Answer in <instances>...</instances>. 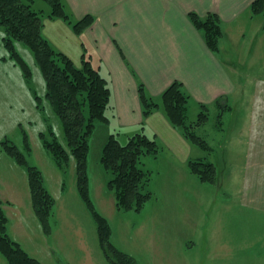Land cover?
<instances>
[{
	"label": "crops",
	"instance_id": "obj_1",
	"mask_svg": "<svg viewBox=\"0 0 264 264\" xmlns=\"http://www.w3.org/2000/svg\"><path fill=\"white\" fill-rule=\"evenodd\" d=\"M251 1L63 0L73 19L94 16L80 35L61 19L43 20V36L55 49L76 65L88 58L107 80L113 108L108 123L114 117L127 136L144 131L158 142L159 154L142 161L151 177L153 165L160 161L184 176L183 218L191 220L188 227L197 237L195 244L185 243L193 250L198 240L207 261L186 264H233L243 259L264 264V29L262 14L250 10ZM190 11L219 15L223 35L217 51L208 48L203 33L193 26ZM175 80L189 95L187 117L197 116L201 104L208 108V121L195 130L209 150L185 139L161 107L142 117L138 85L160 103L162 91ZM235 155L238 159L230 158ZM190 160L213 163L216 181L201 182L190 172ZM0 197L3 201L2 193ZM11 200L7 203L16 206L13 211L21 212L22 202ZM192 205L199 209L200 222L190 216ZM7 207L3 203L5 213ZM214 207L217 211L210 214ZM9 222L8 218V234L21 245L10 234ZM51 234L52 229L46 236Z\"/></svg>",
	"mask_w": 264,
	"mask_h": 264
},
{
	"label": "rangeland",
	"instance_id": "obj_2",
	"mask_svg": "<svg viewBox=\"0 0 264 264\" xmlns=\"http://www.w3.org/2000/svg\"><path fill=\"white\" fill-rule=\"evenodd\" d=\"M31 6L35 10L48 11L47 4L42 0H33ZM3 35L4 30L0 27V42ZM15 49L28 64L32 75L26 81L20 67L0 46V145L5 141L15 145L24 154L28 165L41 171L43 183L55 199V204L49 219L52 229L50 238L43 233L33 212L25 167L15 163L0 149V194L4 205L12 207H7L5 213L10 221L9 232L32 257L43 264H110L98 246L96 224L77 193L75 158L70 155L68 164L61 169L43 145L41 134L47 140L55 137L67 148L62 122L50 103L44 99L42 109L36 106L35 96L43 97L46 91L41 70L33 52L26 45L15 42ZM112 110L111 107L107 108L106 115L110 116ZM188 116L189 121L196 118ZM110 120V124L96 123L89 137L87 155L89 194L95 208L110 225V241L131 255L138 264L207 262L198 240L193 250V246L185 243L193 241L195 244L196 230L188 227L189 218H183L184 176H180L168 163L160 161L159 165H153L154 173L149 186L153 197L141 210L143 213L115 209L113 192L106 187L110 173L103 169L100 156L111 132L123 145L129 136L125 129L118 127L114 117ZM224 122V127L228 129L227 120ZM205 130L210 132V127L207 126ZM25 138L29 148L26 147ZM240 143L243 146V140ZM230 158L238 159V155ZM62 186L65 192H62ZM73 186L74 191L71 190ZM13 197L22 202L19 203V213L13 211L16 206L9 205ZM191 207L190 216L193 221L200 222L199 209L193 205ZM240 210L246 211L245 208ZM215 211L217 209L214 207L210 214ZM155 213H162V217L155 219ZM253 214L251 211V220L254 219ZM243 226L247 227V224ZM256 262L243 259L233 264H259ZM0 264H8L1 253Z\"/></svg>",
	"mask_w": 264,
	"mask_h": 264
},
{
	"label": "trees",
	"instance_id": "obj_3",
	"mask_svg": "<svg viewBox=\"0 0 264 264\" xmlns=\"http://www.w3.org/2000/svg\"><path fill=\"white\" fill-rule=\"evenodd\" d=\"M33 0H0V27L4 30L2 45L8 52V57L17 64L26 81L31 78V69L15 49V42L26 45L34 55L45 81L46 91L43 97L35 96L37 108L42 109L46 99L54 112L60 118L67 148L55 137L47 140L41 134L44 147L48 150L55 164L64 168L70 155L75 158L76 189L96 224L99 247L110 264H138L128 253L118 249L111 241V228L107 219L102 216L89 194V179L87 175V155L89 137L96 123H108L106 115L110 108V87L107 80L100 74L88 58H82L76 65L67 55L55 49L43 36V20L61 19L65 21L75 34H82L94 22V16L84 15L73 19L63 0H42L48 6V11L35 10L31 6ZM250 10L254 14H262L264 29V0H252ZM193 26L203 33L206 45L211 51L219 49V41L223 35L222 23L215 12L199 15L195 11L188 12ZM138 96L142 108L143 119L155 109L161 107L168 122L192 144L203 150H209L206 139L197 134L196 128L208 121V108L200 105L195 120L189 121L187 106L189 95L183 90L180 81L171 82L161 93L160 103L147 94L142 84L138 85ZM85 109L88 115L85 116ZM26 147L29 148L25 138ZM0 149L10 156L18 165L25 167L31 204L42 231L45 235L51 233L50 216L55 199L43 183L41 171L28 165L24 154L8 141L2 142ZM161 147L158 142L139 131L128 137L123 145L110 133L100 156V163L106 173H110L106 187L113 192L114 206L118 211L140 212L152 198L149 189L151 172L141 166V158L147 155L156 156ZM190 172L203 183H214L217 169L211 162L190 160ZM8 218L3 209L0 197V253L8 264H43L32 257L17 241L8 234Z\"/></svg>",
	"mask_w": 264,
	"mask_h": 264
}]
</instances>
